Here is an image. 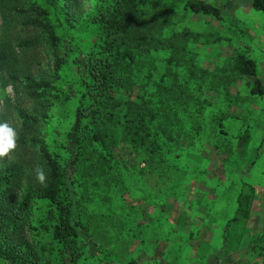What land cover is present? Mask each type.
<instances>
[{
	"label": "rangeland",
	"instance_id": "1",
	"mask_svg": "<svg viewBox=\"0 0 264 264\" xmlns=\"http://www.w3.org/2000/svg\"><path fill=\"white\" fill-rule=\"evenodd\" d=\"M186 1L136 0L132 77L107 121L108 149L86 147L78 162L75 185L88 232L70 264H264V93H252L253 77L232 70V57L245 54L264 88L263 17L252 0H209L219 21L190 12ZM97 6L81 0L73 20ZM41 52L40 68L50 73ZM73 70L68 79L77 77ZM6 95L15 94L8 87ZM126 96L152 100L158 115L149 137L124 131L136 115ZM77 100L55 102L43 127L50 151L65 159ZM101 152L111 154L107 161ZM250 194L251 203L244 199ZM34 207L45 224L53 222L45 202ZM39 237L52 264H63L61 244L48 232Z\"/></svg>",
	"mask_w": 264,
	"mask_h": 264
},
{
	"label": "trees",
	"instance_id": "2",
	"mask_svg": "<svg viewBox=\"0 0 264 264\" xmlns=\"http://www.w3.org/2000/svg\"><path fill=\"white\" fill-rule=\"evenodd\" d=\"M93 1L95 11L77 22L73 17L81 0H0V124L8 125L14 115L8 126L16 133V147L0 156V262L52 264L40 242L43 232L61 244L63 264L75 263L84 247L81 239L88 229L81 217L76 170L86 147L108 149L106 124L123 105L119 89H127L132 77L135 58L130 50L140 22L136 0ZM185 6L194 14L222 19L209 0H187ZM252 6L264 22V0H252ZM41 50L50 73L40 68ZM69 70L77 77L68 79ZM232 70L253 77L252 93H264L253 59L235 54ZM8 87L13 98L6 95ZM75 94L78 103L64 140L65 159L50 151L43 127L53 104ZM126 97L136 115L126 119L124 131L133 138L149 137V125L158 115L151 112L152 100L142 96L134 103L133 96ZM107 155H100L103 161ZM244 199L251 203L252 194ZM41 202L53 222L45 224L34 214Z\"/></svg>",
	"mask_w": 264,
	"mask_h": 264
},
{
	"label": "clouds",
	"instance_id": "3",
	"mask_svg": "<svg viewBox=\"0 0 264 264\" xmlns=\"http://www.w3.org/2000/svg\"><path fill=\"white\" fill-rule=\"evenodd\" d=\"M16 133L7 124H0V156L8 154L16 147ZM43 177H41L42 179Z\"/></svg>",
	"mask_w": 264,
	"mask_h": 264
}]
</instances>
